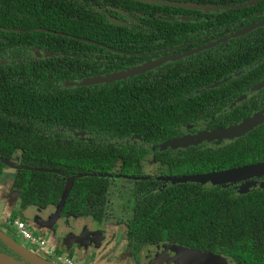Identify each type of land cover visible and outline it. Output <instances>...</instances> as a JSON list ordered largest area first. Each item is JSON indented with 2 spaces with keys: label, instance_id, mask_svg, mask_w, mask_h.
I'll return each mask as SVG.
<instances>
[{
  "label": "trees",
  "instance_id": "trees-1",
  "mask_svg": "<svg viewBox=\"0 0 264 264\" xmlns=\"http://www.w3.org/2000/svg\"><path fill=\"white\" fill-rule=\"evenodd\" d=\"M169 4L162 7L171 8ZM246 12L252 13L224 11L222 22L241 19ZM108 18L101 11L94 15V0H0V158L11 161L20 152L23 166L46 170L17 171L14 187L20 191L22 205L45 207L61 202L65 213L99 218L110 178L121 175L136 181V216L129 225V236L138 249L167 242L221 252L232 257L235 264H264V187L243 192L232 187L235 182L210 187L176 183L159 190L144 178L138 157L129 152V146L158 143L155 129L171 124L174 115L182 117L202 100L182 96L176 104L172 89L166 88L175 83L176 88L177 83L189 85V71L193 72L196 64L158 75L157 79L136 76L115 83L83 85L86 79L117 70L109 60L111 53L96 45L116 47L120 36L131 33L125 25ZM256 33L264 37V28ZM37 46L42 49L41 58L31 52ZM261 49L264 40L251 48L259 51L257 59L264 57ZM47 52L49 56H45ZM226 71L222 69L220 74ZM249 73L264 78V61ZM241 79L202 96L217 108L221 91L235 92L234 83ZM200 84L204 85L201 80ZM254 103L253 114L249 111L252 105H248L229 113L216 109L214 115L228 120L225 126L229 122L236 125L264 111ZM77 132H92L93 140L81 141ZM172 137L166 143L165 136L159 140L165 143L162 148L179 139ZM205 143L214 147L191 150L173 160L162 151L158 160L170 159L167 170L176 176L264 162V124L235 140ZM4 168L0 161V177ZM68 179H72L70 188ZM240 182L246 181L235 184ZM0 252L18 258L1 241Z\"/></svg>",
  "mask_w": 264,
  "mask_h": 264
},
{
  "label": "flooded vegetation",
  "instance_id": "flooded-vegetation-1",
  "mask_svg": "<svg viewBox=\"0 0 264 264\" xmlns=\"http://www.w3.org/2000/svg\"><path fill=\"white\" fill-rule=\"evenodd\" d=\"M166 3H170L169 5L173 9L172 7L163 8L162 6ZM179 4L181 6H178ZM187 5L195 7L189 8ZM206 9L209 10L207 11ZM229 10H250L252 13L246 12V16L241 19L229 18L226 22H222L221 15L224 11ZM257 10L261 11L256 12ZM99 11L109 17L108 19L111 22L125 25L131 32L120 36L116 41V47L102 45L101 43L96 45L111 53L109 60L117 67V70L102 76L132 69H143L144 71L132 77L140 76L143 79H146V77L147 79H157L158 75L163 77L166 74L175 73L176 69H187L186 65L188 64L189 66H192V64L197 65L192 68L193 72L189 71V85L188 83H177L176 88L175 83L167 85L168 87L166 88L172 89L170 93L173 95V100H175L174 103L176 104L182 100V96L188 100L199 96V99L202 100L200 102L195 100V106L194 104L191 105L189 112L182 115V117L174 115L175 117L173 116L171 124L155 129L158 143H154L151 147L138 146L135 148L129 146V152L135 154V157L139 159V165L144 171V178L152 182L154 187H158L159 190H163L164 187L167 189L168 186L176 183H182L176 182L174 179L183 176L171 174L167 170L170 159L166 161L158 160V154L159 157H162L164 153L162 151H165L168 154L166 156L173 160L178 156L182 157L183 153L191 150L199 151L214 147V145H207L204 142L188 147H174L168 144V147L162 148L163 144L168 141L169 136L173 135L180 139V137L196 135L204 131L218 130L219 128L230 127L235 124V122H229L225 126L228 120L223 116L214 115L216 109H219L222 113H229L236 110L240 111L248 105H252L249 111H252L253 114L256 111L254 110V105H256L254 101L258 103V107L264 108V78L256 73L248 74V71H251L252 68L264 61V57L257 59L259 51L251 50L252 47L258 46L259 41L264 40L262 35L256 33L264 28V23H262L264 21V0H101L100 4L98 0H94V15L99 14ZM133 31L137 33H133ZM90 43L94 45V42ZM261 51L263 52L264 50L261 49ZM31 52L36 58L43 57L42 49L39 46L32 48ZM49 55L50 53H45V56ZM95 57L99 59L98 55ZM198 61H202V64L200 65ZM222 69L227 70L224 73H228V75L221 78L222 74H224H220ZM242 76L246 77V81ZM132 77L109 83L120 82ZM239 78H242L241 82L234 83L235 92L221 91L219 99L221 97L226 98L218 99L217 108L211 106L206 97L203 98L202 95L206 91L208 93L209 90L213 91L220 85ZM200 80L206 86L201 85ZM205 112L210 114V116ZM75 135L81 141L88 140V142H91L93 140L92 132H77ZM164 136L167 138L165 143L164 141H159ZM174 137L170 139L172 140ZM95 138L96 133L94 132V140ZM16 154L20 155L18 162L13 161ZM15 155L10 162L23 167L22 169L26 168L21 164L20 152H16ZM7 168L10 167L5 165L2 175ZM22 169L11 168V171H6L5 173L6 178L10 180L11 189L9 193L6 190L3 194L0 193V205L9 216L5 217L4 220L1 218L4 223L0 222V231L17 243L24 244L28 249L45 259L54 261L53 255L51 257V254L47 251L46 241L41 237L45 243L42 247L26 241L16 228V223L22 221L21 218L27 220L35 219V217L39 216L41 219H47V223L42 224L45 228L51 225L52 220L55 221L58 218V223H55L56 225L53 229L56 232L60 227L64 236L72 232H77L79 236L84 235V232L101 233L100 246L94 245V259L96 257L99 259L102 257L108 258L111 264H184L185 260H182L177 253L172 251L173 247L197 251L202 254L215 256L217 259L214 262H203V264H235L232 257L221 252L212 253L167 242L141 246L138 249L136 244H133V239L129 236V225L135 219L137 207L135 201L136 181L134 179L121 175L110 178L106 193V203L103 206L102 213L99 218L97 215H94L93 218L91 216L65 213L64 204L61 202L45 207L36 204L22 205L20 191L14 187L17 171ZM45 171L38 169V172ZM121 180L133 183L130 199L131 214L130 216L128 215V219L121 216L122 213L125 214V210L121 207L118 208L111 197L114 187L113 182ZM71 183L72 179H68L66 182V184H69V188ZM263 183L264 177L253 178L245 183L240 182L231 185L236 190L242 189L243 191L249 186L252 187L250 189L252 191ZM205 186L210 187L213 185L208 183ZM67 190L64 194H67ZM152 190H155V188ZM14 192L17 194L16 207L12 211L6 199ZM153 193L155 194V192ZM119 217L120 220L118 219ZM26 224L28 225V223ZM28 228L34 234L29 225ZM59 249L61 250V247ZM7 253L12 254L9 250ZM78 253L80 252L75 247L68 255H63L73 259V256ZM17 259L20 258L18 257ZM94 261L97 262V260ZM192 263L197 264L195 262Z\"/></svg>",
  "mask_w": 264,
  "mask_h": 264
},
{
  "label": "water",
  "instance_id": "water-1",
  "mask_svg": "<svg viewBox=\"0 0 264 264\" xmlns=\"http://www.w3.org/2000/svg\"><path fill=\"white\" fill-rule=\"evenodd\" d=\"M178 6L181 5L179 4ZM187 7L193 8L195 6L187 5ZM206 10L208 11L209 9ZM40 31H45V30L40 29ZM142 71L144 70L132 69L117 74L93 77L83 81V85L109 83L115 80L132 77ZM262 124H264V111L256 113L253 116L240 122L239 124L230 126L228 128L214 130V131H204L196 135L185 136L183 138L171 142V145L188 147V146L200 144L202 142H211L214 140H218V141L235 140L237 138L244 136L245 134L254 130L256 127ZM0 161L10 168H14V169L23 168L3 158H0ZM24 169L38 171V169H30L27 167ZM262 177H264V162L255 165H249L245 167L234 168L226 171L213 172L203 175L176 177L174 180L176 182H182V183H200V184L210 183L212 185H218L223 183H232V182L236 183L239 181H247L249 179L262 178ZM261 187H264V183L261 185ZM251 188L252 187L248 186L247 188L244 189L243 192H249ZM0 240L20 258V259H16L3 252H0V264H57L53 260L45 259L39 256L35 252L28 249L24 244L17 243L2 231H0ZM172 251L177 253L182 260H185V262L190 264H193L192 262H195L197 264H203V262H211V261L214 262L217 260L215 256L202 254L200 252L185 248L173 247Z\"/></svg>",
  "mask_w": 264,
  "mask_h": 264
},
{
  "label": "rangeland",
  "instance_id": "rangeland-1",
  "mask_svg": "<svg viewBox=\"0 0 264 264\" xmlns=\"http://www.w3.org/2000/svg\"><path fill=\"white\" fill-rule=\"evenodd\" d=\"M264 23V21L262 22ZM20 159V155L16 154L14 156L13 161L18 162ZM11 168H7L6 171H11ZM3 174L0 179V193L3 194L5 190L9 193L11 189V183L10 180L6 178V174ZM10 173V172H9ZM113 190L111 193V197L113 198V203L119 208L121 207L123 210H125V214L122 213V217L125 219H128L131 214V193H132V187L133 183L128 181H115L113 182ZM3 191V192H2ZM16 197L17 194L14 192L8 199H6V202L8 206L11 208L12 211L15 210L16 207ZM127 215V216H126ZM129 215V216H128ZM27 221L28 225L30 226L31 230L34 232L35 236L37 238H44V240L47 243V250L52 249L55 251L58 247H61V251L68 255L69 252L72 251L73 248H78L77 255H74V259L79 264H111L108 258H101L99 259L96 257L94 259V245L96 244L98 247L100 246L99 239L101 238V233L94 232H84V235H77V232L68 233L64 236L62 229L59 227L56 232H54V227L58 223V218L51 221V225H49L47 228L42 226L43 223H47V219L40 218L39 216L35 217V219H25L21 218L23 221ZM120 220V217L118 218ZM56 223V224H55ZM52 227V229H51ZM108 250V248H107ZM53 256H56L53 254ZM52 257V256H51ZM94 260H97L94 261ZM148 264V263H147ZM182 264V263H180ZM184 264H190V263H184Z\"/></svg>",
  "mask_w": 264,
  "mask_h": 264
},
{
  "label": "built area",
  "instance_id": "built-area-1",
  "mask_svg": "<svg viewBox=\"0 0 264 264\" xmlns=\"http://www.w3.org/2000/svg\"><path fill=\"white\" fill-rule=\"evenodd\" d=\"M16 228L19 231L20 235L29 243L36 244L37 246H44V241L42 238H37L28 228L26 222L21 221L16 223ZM54 261L57 264H79L74 259L68 258L64 255L53 256Z\"/></svg>",
  "mask_w": 264,
  "mask_h": 264
},
{
  "label": "crops",
  "instance_id": "crops-1",
  "mask_svg": "<svg viewBox=\"0 0 264 264\" xmlns=\"http://www.w3.org/2000/svg\"><path fill=\"white\" fill-rule=\"evenodd\" d=\"M7 216H9V214L8 213H6L5 212V210L1 207V205H0V220H1V218L4 220L5 219V217H7ZM3 220H1L0 222L3 224L4 222H3ZM24 222H26L27 223V221H24ZM48 251V253L49 254H51V256L53 255V254H55V255H63L64 253L59 249V247L55 250V251H53L52 249H50V250H47ZM72 257V256H71ZM73 258V257H72ZM74 259V258H73ZM75 260V259H74ZM76 261V260H75ZM77 262V261H76Z\"/></svg>",
  "mask_w": 264,
  "mask_h": 264
},
{
  "label": "bare ground",
  "instance_id": "bare-ground-1",
  "mask_svg": "<svg viewBox=\"0 0 264 264\" xmlns=\"http://www.w3.org/2000/svg\"><path fill=\"white\" fill-rule=\"evenodd\" d=\"M21 222V221H20Z\"/></svg>",
  "mask_w": 264,
  "mask_h": 264
}]
</instances>
